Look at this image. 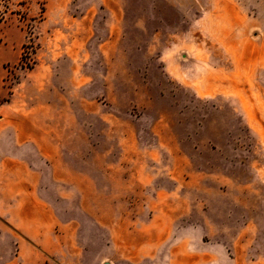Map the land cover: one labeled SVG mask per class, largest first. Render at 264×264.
<instances>
[{"label": "rangeland", "instance_id": "rangeland-1", "mask_svg": "<svg viewBox=\"0 0 264 264\" xmlns=\"http://www.w3.org/2000/svg\"><path fill=\"white\" fill-rule=\"evenodd\" d=\"M0 122L57 153L0 264H264V0H0Z\"/></svg>", "mask_w": 264, "mask_h": 264}, {"label": "crops", "instance_id": "crops-1", "mask_svg": "<svg viewBox=\"0 0 264 264\" xmlns=\"http://www.w3.org/2000/svg\"><path fill=\"white\" fill-rule=\"evenodd\" d=\"M12 125L0 122V208L7 209L0 211V216L7 217V221L24 232L18 226L32 217L28 209L37 207L40 212L46 209L37 195L45 183L39 164L45 158L55 159L57 153L53 147L51 152H45L37 136L28 139L18 122Z\"/></svg>", "mask_w": 264, "mask_h": 264}]
</instances>
